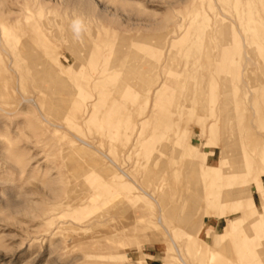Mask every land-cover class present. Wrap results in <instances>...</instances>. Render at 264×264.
Instances as JSON below:
<instances>
[{
  "label": "rangeland",
  "instance_id": "rangeland-1",
  "mask_svg": "<svg viewBox=\"0 0 264 264\" xmlns=\"http://www.w3.org/2000/svg\"><path fill=\"white\" fill-rule=\"evenodd\" d=\"M0 264H264V0H0Z\"/></svg>",
  "mask_w": 264,
  "mask_h": 264
},
{
  "label": "clouds",
  "instance_id": "clouds-1",
  "mask_svg": "<svg viewBox=\"0 0 264 264\" xmlns=\"http://www.w3.org/2000/svg\"><path fill=\"white\" fill-rule=\"evenodd\" d=\"M69 27L73 39L76 41L82 40L87 32L86 18L79 14L74 15L71 19Z\"/></svg>",
  "mask_w": 264,
  "mask_h": 264
},
{
  "label": "bare ground",
  "instance_id": "bare-ground-1",
  "mask_svg": "<svg viewBox=\"0 0 264 264\" xmlns=\"http://www.w3.org/2000/svg\"><path fill=\"white\" fill-rule=\"evenodd\" d=\"M21 56H23L24 58H27V53H26V52L24 53V52L22 51ZM117 254H118V253H117Z\"/></svg>",
  "mask_w": 264,
  "mask_h": 264
}]
</instances>
